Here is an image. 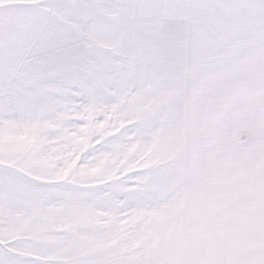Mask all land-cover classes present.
Instances as JSON below:
<instances>
[{"label":"snow or ice","instance_id":"1","mask_svg":"<svg viewBox=\"0 0 264 264\" xmlns=\"http://www.w3.org/2000/svg\"><path fill=\"white\" fill-rule=\"evenodd\" d=\"M0 264H264V0H0Z\"/></svg>","mask_w":264,"mask_h":264}]
</instances>
